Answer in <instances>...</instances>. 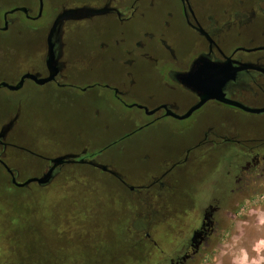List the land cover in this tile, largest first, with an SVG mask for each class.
Returning <instances> with one entry per match:
<instances>
[{"label":"rangeland","instance_id":"1","mask_svg":"<svg viewBox=\"0 0 264 264\" xmlns=\"http://www.w3.org/2000/svg\"><path fill=\"white\" fill-rule=\"evenodd\" d=\"M14 3L0 0V25L4 10ZM47 21L45 9L43 18L31 21L30 25H47ZM16 31L17 26L6 33L0 30V51L17 50L20 65H44V31L26 34L22 30L19 35ZM73 32L75 50L89 39V32L78 28ZM51 85L38 87L29 80L18 92L0 87V107L16 97L26 98L25 113L16 126L14 140L18 146L43 156H32L18 146L12 147L7 161L21 171L19 181L41 173L44 158L87 146L90 152L106 148L102 161L116 157V167L129 183L146 184L165 170V161L177 159L187 141L198 136L199 122L210 111L205 106L186 119L164 115L134 132L135 124L115 118L109 106L100 105L101 115L97 117L92 102L75 96L50 95ZM154 88V92L145 94L144 101L131 97L128 101L132 105H120V110L147 118L137 105L154 109L171 98L165 89ZM92 92L86 96L93 99ZM184 109L180 105L178 113L184 114ZM236 113L233 124L241 129L247 123L259 124L254 116ZM225 117L224 112L213 111L208 119L221 122ZM186 128H190L189 133L182 132ZM116 141L119 143L112 145ZM119 149L124 151L122 155H118ZM232 152L227 148L211 150L173 170L180 177L179 187L185 188L188 198H195V214L201 217L206 205L213 206L212 229L206 238L196 240V248L200 249L186 264H264V213L254 211L252 220L242 219L250 216L248 207L264 196V169L230 166ZM113 180L92 166L68 164L48 186L34 183L19 188L11 184L0 166V264H172L170 255L175 259L181 257V240L193 230L181 229L174 215L164 217L167 202L153 196L154 190L139 194ZM178 191L182 194V190ZM183 210L185 213L188 209ZM152 211L163 216L155 226L147 218ZM146 232L152 234L151 239Z\"/></svg>","mask_w":264,"mask_h":264},{"label":"flooded vegetation","instance_id":"2","mask_svg":"<svg viewBox=\"0 0 264 264\" xmlns=\"http://www.w3.org/2000/svg\"><path fill=\"white\" fill-rule=\"evenodd\" d=\"M14 1V5L2 14L0 30L6 33L11 27L17 26L16 32L19 35L22 30L31 34L42 29L46 37V59L42 66L35 63L20 65L16 60L17 50H1L0 83L5 81L15 85L28 73L36 74L39 79L48 77L51 72L55 73L54 78L44 83L26 77L22 86L13 90L15 92L20 91L29 80L38 87L52 84L50 95L87 99L92 102L97 117L101 115L100 105L109 106L110 113L115 118L135 124L136 128L132 131L136 132L150 126L164 115L173 116L168 114L171 110L179 114L180 105L185 106L184 114L195 106L200 101V94L193 89L198 88L201 82L195 80V77L192 79L189 73L197 67L209 72L213 64L214 89L225 78V74L230 75L222 88L226 97L247 108L264 109V0ZM22 7L25 10L11 12ZM73 8L78 10L67 12ZM45 9L47 25L31 26V21L36 22L43 18ZM63 13L65 16L51 37L55 58L49 63V32ZM76 28L88 31L89 39L84 41L81 48L73 50V31ZM216 65L224 70V75L214 74ZM154 87L165 89L171 94V98L154 109L142 105L140 108L146 112L147 118L120 110V105H132L128 101L131 97L144 101L145 94L154 92ZM90 90L94 91L91 94L94 95L93 99L86 96ZM180 96L183 98L182 102ZM25 99L16 97L0 107V166L15 187L19 186L13 183V177L18 182L24 181H19V168L9 165L7 153L13 151L12 147L18 146L14 134L25 113ZM205 106L210 111L199 122L201 131L198 136L187 141L185 149L177 159L165 161V170L146 184L135 186L129 183L117 169L116 157L102 161L106 148L98 153L90 152V148L84 146L77 151L44 158L46 163L42 172L27 179L40 177L48 172L53 166L51 160L55 157L68 155V162L56 166L49 183L42 185L37 181L29 185L38 183L42 187L48 186L68 164H75L92 166L98 173L109 175L117 184L139 194L154 190L156 193L153 196L167 202L168 209L163 212L166 215L164 217L174 218V215L178 218L181 229L193 230L181 240L182 245L178 251L181 250L184 254L178 259L173 255L169 257L172 264H186L188 258L196 257L200 249L196 248V240L206 238L207 232L212 229L213 206L206 205L201 217L195 214L196 200L188 198L190 195L186 194L185 188L179 187L180 177L173 170L197 158L199 154L223 148L233 150L230 166L237 169H264V110L252 112L210 99L189 117ZM213 111L224 112L226 117L221 122L211 121L208 118L213 115ZM237 111L256 117L259 124L247 123L241 129V126L233 124L238 117ZM184 130L182 132H190V128ZM118 143L116 141L112 145ZM18 147L29 155L43 158L25 146ZM197 149L199 150L196 151ZM118 152V155L124 153L121 149ZM235 159L238 160L234 161ZM7 166L13 171L12 174ZM173 190L178 193H169ZM178 190H182V194ZM185 207L188 210L184 213ZM149 217V223L154 224L153 226L163 220V216L157 211L150 212L147 215ZM157 217H160L159 220H156ZM165 228L170 229V226ZM146 236L152 238L150 232H146ZM190 250H193L191 255Z\"/></svg>","mask_w":264,"mask_h":264},{"label":"water","instance_id":"3","mask_svg":"<svg viewBox=\"0 0 264 264\" xmlns=\"http://www.w3.org/2000/svg\"><path fill=\"white\" fill-rule=\"evenodd\" d=\"M43 1V0H42ZM17 10H25L24 7L22 8H16L14 10H12L11 12H14V11H17ZM78 9H69L67 10V12L69 11H76ZM66 13V12H65ZM65 13L61 14L57 20L55 21L52 29H51V32H49V63L51 61L54 60L55 58V53H54V50H53V45L51 43V37H52V34L53 32L55 31V28L57 27L58 23L62 20V18H64L65 16ZM199 64V63H198ZM197 64V65H198ZM51 66V64H50ZM224 70H222V68L220 66H215L214 68V74L215 75H224ZM54 75L55 73H52L46 77V78H40L36 75V74H31V73H28L26 75L23 76L22 80L17 83V84H10L8 82H1L0 83V87L1 86H6L12 90H18L21 86H22V83L24 81V79L26 77H31V78H34V79H37L40 83H44V82H47L49 81L50 79L54 78ZM189 75L192 77V79L195 77V80L198 79L197 81L198 82H201L200 86L198 88L194 87V91H197L199 94H200V101L195 105L193 106L188 112H186L185 114H177L175 112H173L172 110L168 112V114H171L179 119H184V118H187L189 117L192 112L198 108H200L206 101L210 100V99H216V100H219L221 102H224V103H227V104H231V105H235V106H239V107H242V108H245L247 110H250L252 112H260L264 109H251V108H247L245 106H243L242 104L236 102V101H233L231 99H229L228 97H226L225 93L223 92L222 88L224 86V83L226 82L227 78L230 76V75H226L225 74V78L222 79L221 81H219V85L217 86L216 89L213 88V64H212V68L210 69L209 72H205L204 68H200V67H197V68H194L190 73ZM139 107H143L141 105H139ZM147 109V108H146ZM68 155H64V156H59V157H55L53 158L51 161L53 162V166L51 167V169L44 173L42 176L40 177H31L29 179H27L26 181L24 182H18L16 180L15 177H13V183L16 184L17 186L19 187H24V186H27L29 185L31 182H37L39 184H47L50 182L51 180V176H52V173H53V170L56 168V166L58 164H61V163H64V162H68V159H67ZM102 168H106V166H102ZM7 169L11 172V174L13 173V171L7 166Z\"/></svg>","mask_w":264,"mask_h":264},{"label":"crops","instance_id":"4","mask_svg":"<svg viewBox=\"0 0 264 264\" xmlns=\"http://www.w3.org/2000/svg\"><path fill=\"white\" fill-rule=\"evenodd\" d=\"M247 198V197H246ZM245 198V199H246ZM249 200V199H248ZM258 202L257 203H254L253 205H251V206H249L248 207V209L250 210V216L249 215H247V216H242V219L244 220V221H250V220H252V218H251V215L253 214V212L254 211H258V212H262V213H264V196L261 198V199H259V200H257ZM239 213V212H238ZM241 213V212H240ZM239 213V214H240ZM260 218H263V215H261V217ZM264 219V218H263ZM257 224H260V223H257ZM253 226L254 225H251V227L253 228Z\"/></svg>","mask_w":264,"mask_h":264}]
</instances>
